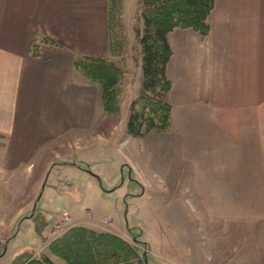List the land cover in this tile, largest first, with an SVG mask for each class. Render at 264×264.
<instances>
[{
  "label": "crops",
  "instance_id": "crops-1",
  "mask_svg": "<svg viewBox=\"0 0 264 264\" xmlns=\"http://www.w3.org/2000/svg\"><path fill=\"white\" fill-rule=\"evenodd\" d=\"M208 25L205 36L168 33L165 132L173 131L190 180L219 188L214 196L203 191L204 200L239 204L241 216L242 203L264 202V0H214ZM77 56H108L107 0H0L4 170L38 165L47 173L59 160L52 154L98 140L99 88L75 70ZM254 209L236 227L251 264H264V210Z\"/></svg>",
  "mask_w": 264,
  "mask_h": 264
},
{
  "label": "rangeland",
  "instance_id": "rangeland-1",
  "mask_svg": "<svg viewBox=\"0 0 264 264\" xmlns=\"http://www.w3.org/2000/svg\"><path fill=\"white\" fill-rule=\"evenodd\" d=\"M122 3V27L107 59L121 69L123 82L113 95L115 111L104 109L99 89L98 140L87 149L77 142V150L52 154L59 160L47 173L38 165L17 171L0 165V264H24L42 255L65 264L49 247L75 227L114 235L140 256L145 253L146 264H251L236 223L254 206L264 210V202L242 203L240 216L239 204L205 201L203 191L214 196L219 188L198 187L190 180L184 156L171 146V129L145 137L126 131V100L137 96L141 85L134 29L141 34L142 26L135 20L136 0H117L118 6ZM174 159L181 165L173 167ZM259 216L264 226L262 211Z\"/></svg>",
  "mask_w": 264,
  "mask_h": 264
},
{
  "label": "trees",
  "instance_id": "trees-1",
  "mask_svg": "<svg viewBox=\"0 0 264 264\" xmlns=\"http://www.w3.org/2000/svg\"><path fill=\"white\" fill-rule=\"evenodd\" d=\"M213 2L214 0H136L135 20L142 26L141 34L139 29H134L140 45L141 85L138 95L129 104L126 131L130 136L144 137L151 131L163 132L169 128L168 93L171 83L166 68L171 51L168 33L181 28L191 29L200 36L207 35L208 15ZM107 4L110 56L113 54L114 41L118 39V28L122 27L123 3L121 7L117 5V0H107ZM74 68L85 81L100 89L106 111L117 110L113 95L120 91L123 72L114 62L109 61L107 56H77ZM32 217L33 215L30 218ZM49 250L65 264H146L145 253L140 256L134 247L114 235L85 227L65 231L53 241ZM24 264L55 262L49 256L42 255L26 260Z\"/></svg>",
  "mask_w": 264,
  "mask_h": 264
},
{
  "label": "water",
  "instance_id": "water-1",
  "mask_svg": "<svg viewBox=\"0 0 264 264\" xmlns=\"http://www.w3.org/2000/svg\"><path fill=\"white\" fill-rule=\"evenodd\" d=\"M38 199L36 198V200H35V202H34V204H33V210H32V212H31V214H30V216H29V218L34 214V210H35V204H36V201H37ZM4 251H5V248H4V250H3V252H2V254L4 253Z\"/></svg>",
  "mask_w": 264,
  "mask_h": 264
},
{
  "label": "built area",
  "instance_id": "built-area-1",
  "mask_svg": "<svg viewBox=\"0 0 264 264\" xmlns=\"http://www.w3.org/2000/svg\"><path fill=\"white\" fill-rule=\"evenodd\" d=\"M63 220H64V221H69V218H68L67 216H65V217L63 218ZM60 227H61L60 224L57 225V228H58V229H60ZM57 228H55V230H56ZM3 243H4V240H3Z\"/></svg>",
  "mask_w": 264,
  "mask_h": 264
}]
</instances>
